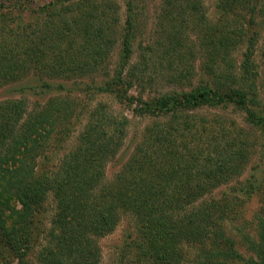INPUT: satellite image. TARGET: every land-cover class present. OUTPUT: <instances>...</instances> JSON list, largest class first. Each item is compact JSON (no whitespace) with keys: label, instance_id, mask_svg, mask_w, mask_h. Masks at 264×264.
I'll list each match as a JSON object with an SVG mask.
<instances>
[{"label":"trees","instance_id":"obj_1","mask_svg":"<svg viewBox=\"0 0 264 264\" xmlns=\"http://www.w3.org/2000/svg\"><path fill=\"white\" fill-rule=\"evenodd\" d=\"M122 1L126 10L120 27L114 0H43L28 14L31 0H0V89L33 76L41 81L37 92L43 93L50 88L47 80L94 83L100 76L102 85H95L107 93L117 94L119 87L126 93L132 84L143 90L148 55L159 51L155 65L176 72L175 81H189L197 58L206 76L190 90L138 99L136 114L156 121L111 180L105 178V163L122 147L124 117L95 107L73 148L56 164L51 155L63 149L72 126L74 109L68 104L78 102L68 93L31 109L23 99L1 101L0 232L5 245L16 264H26L29 251L39 264H99V239L127 215L133 227L119 250V264H130L127 256L133 251L139 264H178V238L192 242L201 237L209 239L196 264H264V103L253 61L254 18L264 14V0H216L214 21L206 17L202 0H160L155 40L140 45L135 65L129 62L139 34V9L134 0ZM241 38L246 47L236 64L232 56ZM112 56L116 75L110 81ZM260 86L264 89V80ZM204 107L232 108L243 115L242 124L225 120L222 113L208 120L191 114ZM248 167L251 173L237 183ZM234 182L229 193L213 196ZM48 193L58 207L43 238ZM254 198V236L236 230L249 253L244 258L223 224L241 216ZM11 202L19 209L5 213ZM12 213L13 227H3Z\"/></svg>","mask_w":264,"mask_h":264},{"label":"rangeland","instance_id":"obj_2","mask_svg":"<svg viewBox=\"0 0 264 264\" xmlns=\"http://www.w3.org/2000/svg\"><path fill=\"white\" fill-rule=\"evenodd\" d=\"M118 6L120 7L118 12V19L120 27L123 26L124 22V14H125V6L122 0H114ZM43 0H31V5H27L26 12H33L37 10V4L42 3ZM203 7L205 11L206 17L214 21L217 18V10L215 8L216 0H202ZM33 4V6H32ZM160 0H134V6H136L139 10L137 12L136 23L139 28V34L136 37L134 42V53L132 54L130 65H135L137 62L139 54H141L142 50L140 49V45L143 48L148 45V43L152 40H155L156 37V23L157 20V12L160 7ZM247 10V9H246ZM246 10L242 11V14L246 13ZM136 11V9H135ZM10 14L11 12L8 11ZM26 14V16H27ZM30 16V14H29ZM27 16L28 18H30ZM255 31L258 34L257 41L253 48V61L255 66L259 72V95L262 98V102L264 103V89L260 86V84L264 80V14L257 12L255 15ZM150 40V41H149ZM141 47V48H142ZM245 41L243 38L240 39V43L236 51L234 52L232 58L236 62L239 63L242 52L245 50ZM117 49V45L115 47ZM160 52V51H159ZM159 52L149 54V58L151 60V65L149 70L145 72V82L144 89L142 90L141 86L136 84H132L128 88H126V93L123 92L122 88H116L117 94L114 92L107 93L105 90L102 91V86L97 87L101 84L104 79L100 76L94 78L95 82H80L78 80L64 81V80H47V83L50 85V88L45 90L43 93L37 92V86L41 84V81L37 77H28L18 83L11 84L9 86L3 87L0 89V102L5 100H20L23 99L25 104L28 106V109L35 107L36 103L42 104L45 100L53 95L58 93L66 94L68 93L70 100H74L78 102L77 106L72 104H68L74 109V115L71 119V130L69 132L68 138L65 141L63 149L57 153H52L51 158L54 160L56 164H58V160L61 155L67 153V151L71 150L75 143L77 142V138L81 134L83 128L88 123L89 115L94 110L95 107L102 105L105 107L106 111L110 112L115 117H124L127 120V125L125 129V136L122 142V147L120 151L117 153V156L110 161L106 162V167L104 170L105 178L107 180H111L113 175L121 167L122 163H124L134 146L136 141L141 139L142 133L145 128L148 127L153 121H156V118L153 119L147 115L139 116L135 112V108H138V99L141 98L143 101L148 100V98L152 96H161L174 92H179L182 90H190L192 87H195L201 83L206 81V76L201 71V66L199 62V58H197L196 64L194 65V71L190 74L189 81L178 82L174 80L176 72H170L169 67L166 68V65L156 64L158 62V54ZM112 53V52H111ZM115 53V51H114ZM145 54V53H144ZM114 63L115 56H112L111 65H110V81H112V77L115 76L114 71ZM154 63V64H153ZM172 75V76H171ZM126 76V75H123ZM99 82V83H98ZM90 86L87 88V85ZM102 85V84H101ZM101 87V88H100ZM99 88V89H98ZM114 87H111L110 90H113ZM88 89V94L86 96L83 95L84 91ZM220 113H222L220 115ZM195 117H203L207 120L212 118V116H222L225 120L233 119L239 125L242 124L243 115L239 112H235L232 108H228L225 111H219L217 109H207L201 108L196 111H191ZM77 116V117H75ZM77 118V120L75 119ZM161 118H157L160 120ZM137 144V143H136ZM56 168V167H55ZM55 168H49L50 172H54ZM3 169L0 168V172L3 173ZM39 171V170H37ZM251 172L249 171V167L244 172V174L238 178V182L244 180L248 177ZM3 180L0 178V194L3 193V189L1 188ZM235 182L229 184L227 187H220L216 191H214L213 196L221 197L222 194L229 193V189L234 186ZM48 205V210L43 213L45 214V219L42 221V229L44 230L43 238H46L49 228L51 218L58 207L57 199L51 194H47V198L45 200ZM19 209V205L15 202L10 203V207L5 211V213L9 212L11 208ZM258 208L257 200L254 198L250 200L247 204H245L243 214L232 216L231 221H226L223 224L225 231L227 234L232 235L235 241V246L239 254L242 257H247L249 253L246 250V245H243L238 239L237 229L244 228L245 231L254 236V221L253 214L256 212ZM15 216L13 213L7 219V223H3V227L11 228L14 225ZM37 220V219H36ZM35 220L34 227L37 223ZM133 227V221L129 216L124 215L121 217L120 221L116 224V226L105 236L99 239V247L101 254V261L99 264H119V250L122 245L125 244L126 241V233ZM132 231V230H131ZM130 231V232H131ZM209 238H198L196 241L188 242L183 239H179L175 244H178L179 249L182 250L181 255L179 256L178 264H196L197 262H202L203 254L202 250L206 249V244L208 243ZM5 237L3 232H0V263L4 264H16L17 260L14 259L11 254L9 247L4 243ZM174 242V240H173ZM172 242V244H173ZM43 243H46V241ZM178 249V250H179ZM134 253V251H133ZM129 252L128 254V262L130 264H139L136 262V254ZM202 254V255H201ZM26 264H39L36 259V253L33 251H29L26 253L25 258L23 260ZM143 264V263H142ZM155 264V263H152Z\"/></svg>","mask_w":264,"mask_h":264}]
</instances>
